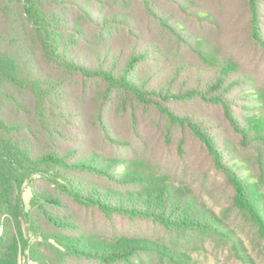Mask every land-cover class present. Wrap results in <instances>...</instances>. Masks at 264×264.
<instances>
[{"label":"trees","instance_id":"16d2710c","mask_svg":"<svg viewBox=\"0 0 264 264\" xmlns=\"http://www.w3.org/2000/svg\"><path fill=\"white\" fill-rule=\"evenodd\" d=\"M260 1L246 4L250 37L264 52ZM166 6L184 14L191 8L185 0H0V264H19L26 252L33 264H142L141 256L151 253L188 264L185 254L149 240L84 232L62 197L106 218L148 220L173 233L236 240L187 187L94 147L80 155L86 134L82 108L92 82L103 87L93 101L94 125L111 145H125L105 122L114 94L123 104L152 107L170 124L188 129L231 187L233 207L256 228L264 249V109L247 92L241 111H234L232 92L248 84L237 65L186 35ZM135 9L176 43L174 52L148 36ZM192 16L209 21L197 11ZM183 46L199 64L180 55ZM195 100L221 110L245 154L219 143L200 115L169 106ZM25 186L31 193L28 210ZM236 251L243 264H255L239 242Z\"/></svg>","mask_w":264,"mask_h":264},{"label":"rangeland","instance_id":"374dc122","mask_svg":"<svg viewBox=\"0 0 264 264\" xmlns=\"http://www.w3.org/2000/svg\"><path fill=\"white\" fill-rule=\"evenodd\" d=\"M190 6L184 14L170 6L165 10L174 15L187 30L189 37L197 36L205 46L215 50L220 58L235 63L238 73L248 84L232 92L234 111L238 114L245 103L247 92L255 93L264 109V52L250 37L249 14L246 0H185ZM259 21L264 38V0L260 1ZM200 12L208 16L209 21H201L192 13ZM138 20L147 29L148 36L154 41L166 44L174 52L176 43L163 33L157 25L142 19L139 10ZM177 48V47H176ZM180 55L191 63H200L197 55L180 48ZM85 97L87 103L82 108L81 124L86 134L81 137L78 147L84 150L80 155L92 152L96 148L108 158L123 159L137 164L148 172L165 176L171 183L187 187L192 196L205 207L213 211L234 239L229 240L217 233L202 235L195 232L173 233L148 220H130L114 216L106 218L97 210L78 207L62 197L72 215L86 233L105 238L128 237L149 240L165 245L178 253L185 254L188 264H243L236 251L237 242L242 244L255 264H264L263 240L256 228L233 207L231 187L221 173L215 170L210 156L198 139L186 128L172 125L154 108L145 107L114 94L105 109L106 124L113 137L125 142V145H111L94 125L93 107L97 102V92L103 89L96 83L87 85ZM247 95V94H246ZM93 101H96L93 103ZM179 113L199 116L209 123V131L217 136V141L227 142L235 151L245 154L239 145L238 137L232 133L222 118L221 110L207 106L195 100L187 104L169 103ZM133 118V120H132ZM222 143V142H221ZM136 165V166H137ZM83 178L93 180L100 186L120 189L101 177L82 174ZM40 187L48 188L37 182ZM123 190V189H122ZM31 193L28 187L23 190L25 210L29 209ZM142 264H175L156 254L141 256ZM19 264H33L27 252L20 257ZM77 264H95L82 262Z\"/></svg>","mask_w":264,"mask_h":264}]
</instances>
